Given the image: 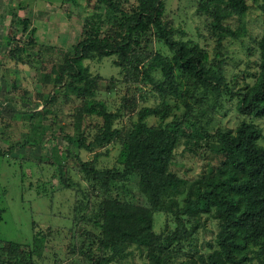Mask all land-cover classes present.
<instances>
[{"label":"rangeland","instance_id":"obj_1","mask_svg":"<svg viewBox=\"0 0 264 264\" xmlns=\"http://www.w3.org/2000/svg\"><path fill=\"white\" fill-rule=\"evenodd\" d=\"M127 1L119 0L125 12ZM196 1L162 0L161 20L175 30L174 38L195 41L211 59L215 43L210 35L209 18L196 11ZM245 1L247 9L239 19L230 16L222 20L232 28L242 25L243 33L237 38H222L218 56L211 59L220 60L223 80L231 89H241L244 83L253 81L259 60V39L264 35L261 1ZM103 10V3L96 0H0V246L6 240L19 242L22 247L32 246L29 262L35 264H89L83 253H99L94 240L89 242L87 237L97 230L91 218L101 197L115 195L134 204H145L136 189L135 174L109 184L104 191L80 168L85 163L96 170L119 169L115 161L117 140L96 148L94 156L95 150L88 152L66 139L81 131L88 140L100 125L98 116L74 114L80 98L66 92V76L58 83L55 79L60 63L72 56V45L91 35L88 25L96 20V15L102 19L96 36L110 32V23L120 17L116 13L107 21ZM19 19L28 21L24 28ZM136 39L135 49L139 52L169 54L150 31L140 33ZM145 62L146 58L142 60ZM81 64L97 77L93 97L113 113L111 126L121 134L134 121L140 107L168 105L161 120L153 115L144 120L152 125L179 122L184 128L186 134L174 145L169 168L186 180L193 179L207 166L216 165L220 159L206 147V138L197 136L199 128L211 133L216 128L232 129L241 119L251 121L260 131L256 143L264 145V117L238 112L234 95L187 84L177 70L173 72L179 90L161 94L140 76L122 80L123 71L116 64L115 54L84 58ZM150 73L155 77L159 74L157 69ZM185 88L189 91L186 96L181 93ZM184 111L186 120L180 122ZM52 157L59 163V173L55 162L50 163ZM84 202L86 206L82 207ZM78 215L82 221L76 218ZM173 225L169 213L153 212L154 232L167 233ZM215 231V220L200 214L196 228L180 244L172 262L186 264L190 253L207 251ZM143 261L144 256L134 250L118 264Z\"/></svg>","mask_w":264,"mask_h":264},{"label":"trees","instance_id":"obj_2","mask_svg":"<svg viewBox=\"0 0 264 264\" xmlns=\"http://www.w3.org/2000/svg\"><path fill=\"white\" fill-rule=\"evenodd\" d=\"M96 1L104 5L105 20L111 21L116 13L120 17L110 23V32L96 36L98 22L102 21L100 15H96V20L88 25L91 35L87 34L72 45V56L65 57L60 63L55 82L67 77L64 82L66 92L81 100L74 111L77 117L95 115L101 121L90 139L86 140L81 131L66 139L88 152L95 150L94 156L96 148L117 140L119 148L115 161L119 169L96 170L85 163H81L80 168L104 191L109 184L135 174L136 189L145 204H134L115 195L101 197L91 218L97 230L87 237L89 242L94 240L99 253H83V259L89 264H118L136 250L144 256L142 264H174V254L196 228L203 213L215 220L213 242L203 253H190L186 264H264V145L256 143L259 128L243 119L232 129L216 128L208 133L199 128L197 136L206 138V147L220 159L216 165H209L193 179L186 180L169 168L172 149L178 138L186 134L184 128L179 122L152 125L144 120L150 115L161 120L167 114L168 105L140 107L134 121L121 134L119 129L111 126L113 113L105 109L101 100L93 97L97 77L90 75L81 64L84 58L115 54L116 64L123 71L122 80L140 76L161 94H174L179 90L173 72L177 70L187 84L236 96V108L241 114L264 117V35L258 40L260 52L256 75L241 89L228 87L220 72V60H211L218 56L222 38H237L243 33L242 25L232 28L222 20L230 16L239 19L247 9L246 1H196V11L209 18L210 35L215 43L211 59L195 41L172 36L175 30L161 20L162 0H129L126 12L119 0ZM260 1L259 8L264 14V0ZM18 21L22 28L28 23L25 19ZM146 31L163 43L169 53L167 56L148 55L135 49L136 37ZM144 58L145 64L142 63ZM154 69L159 72L157 77L150 73ZM181 93L186 96L189 91L185 88ZM183 104L188 106L185 99ZM181 116L180 122L186 120L185 111ZM38 138L39 133L36 140ZM52 158L54 161L50 163L55 162V170L59 173V163ZM81 204L86 206L85 202ZM155 211L170 214L174 225L167 233L152 230ZM76 218L82 221L80 215ZM2 242L0 264H35L29 262L32 246L24 244L22 247L19 242L9 240Z\"/></svg>","mask_w":264,"mask_h":264}]
</instances>
